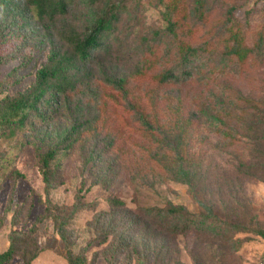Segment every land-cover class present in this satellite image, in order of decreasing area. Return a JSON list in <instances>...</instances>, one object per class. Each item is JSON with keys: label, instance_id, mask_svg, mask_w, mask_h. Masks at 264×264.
I'll list each match as a JSON object with an SVG mask.
<instances>
[{"label": "rangeland", "instance_id": "1", "mask_svg": "<svg viewBox=\"0 0 264 264\" xmlns=\"http://www.w3.org/2000/svg\"><path fill=\"white\" fill-rule=\"evenodd\" d=\"M198 6L69 0L68 13L46 24L0 11V35L7 34L0 43V251L12 241L18 248L5 264H69L73 253L91 264H264V59L252 52L264 36V0ZM111 7L116 28L102 37L110 49L89 61L101 87L95 127L60 151L47 182L41 154L74 122L64 96L42 104L45 117L32 110L24 124L1 116H21L10 104L29 93L51 50L64 44L63 32L87 31ZM231 28L243 32V63L227 55ZM181 41L206 51L185 84L159 85L163 72L180 71ZM104 72L128 76V98L103 82ZM176 206L195 216L188 234L170 231L167 209Z\"/></svg>", "mask_w": 264, "mask_h": 264}, {"label": "trees", "instance_id": "2", "mask_svg": "<svg viewBox=\"0 0 264 264\" xmlns=\"http://www.w3.org/2000/svg\"><path fill=\"white\" fill-rule=\"evenodd\" d=\"M94 1V0H93ZM198 11L204 6V0H197ZM69 0H26L23 5L20 0H0V11H10L26 23L34 19L39 23L46 24L62 18L68 13ZM234 7L229 10L228 19L232 20L230 25L235 26L237 21ZM174 9L166 6L164 9V18L167 20V28L173 34H176V25L178 20L174 19ZM118 11L111 7L102 13L94 24L87 31H80L70 28L69 31L62 33L64 44L60 48H53L47 61L38 69L36 80L29 93L15 98L10 106L12 111L17 114L21 112L18 118H11L7 112L1 119L3 122H20L24 124L29 113L34 110L40 117L46 116V111L42 109L45 105L57 100V97L63 95L68 103V107L73 115V124L68 134L54 145L48 151L41 155V169L44 179L50 180L51 162L55 160L62 150L73 148L80 136L94 129L97 118L92 115L94 111V101L99 98L101 87L96 81L95 74L89 66L93 52L101 47H107L102 41L103 35L116 28ZM203 19V13H201ZM231 39L235 43L227 50L229 57L237 56L240 63L245 62L248 53L242 52L243 32L239 28H231ZM178 35V31H177ZM7 40V34L0 35V43ZM264 36H259L255 46L252 48L253 54L264 59ZM110 46L107 47V50ZM180 50V71L166 70L158 77L159 85L176 80L178 84H185L192 74L191 68L196 57L206 51V46L179 43ZM103 82L119 90L125 97H129L128 76L113 77L108 73H103ZM143 124L152 126L151 122L144 116H141ZM114 139L108 144V149L114 145ZM183 161L191 163L186 156H181ZM124 203V202H122ZM171 218L170 231L176 234H188L194 228L195 216L185 206L169 207L167 209ZM18 253V248L14 241L10 246L0 251V264L10 262ZM69 264H91L83 253H73L69 258ZM141 264H144L142 261Z\"/></svg>", "mask_w": 264, "mask_h": 264}]
</instances>
